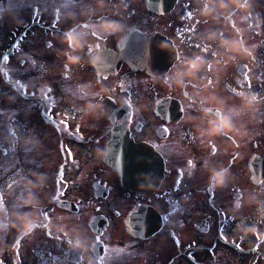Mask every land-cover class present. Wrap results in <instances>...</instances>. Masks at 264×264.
I'll use <instances>...</instances> for the list:
<instances>
[{
    "label": "flooded vegetation",
    "instance_id": "1",
    "mask_svg": "<svg viewBox=\"0 0 264 264\" xmlns=\"http://www.w3.org/2000/svg\"><path fill=\"white\" fill-rule=\"evenodd\" d=\"M119 2L127 3L128 8H117ZM134 2L135 0H127V2L104 0V7L99 11H97L98 0H62L61 2L48 0L45 5L38 4L35 6L36 8L42 6L39 12L41 20L39 23H31V27L41 30L43 35L32 37V48L34 47L37 51L23 52L21 56L37 60V67L33 69V72L35 75L46 76L48 79L47 83L34 85V92L48 93V87L62 92L67 121L65 131L58 132L56 135L61 149L70 148L71 155H84L87 152L95 155L97 149L104 148L106 134L108 129L110 130L108 122L102 136L95 131L86 133L74 123L83 112L82 106L88 100V97H82L77 93L78 86L85 84L91 91H95L100 86L97 83L99 79L101 83L108 86L110 95H106L107 99L105 100L98 97V100L106 102L109 114L116 109L120 111L117 124L130 129L139 139L137 141L152 143L157 147L165 160L164 179L155 192L143 194L126 192L120 188L117 177L108 169L103 166L96 167L93 170H84L82 174L87 176V184L91 191L87 195L86 185L81 184L79 180L60 182L48 178L44 181L42 188L35 189L42 193L45 199L41 211L51 214L56 210L63 213L66 218L62 225L69 228L79 227L93 242H95L96 235L87 230L85 222L92 217H105L110 220L108 227L100 236L104 247L102 248L100 245L102 249L95 250L101 255L97 257L93 250L88 253L95 259L96 264H231L229 251L222 246V242L245 248L249 245V241L255 239L256 236L264 237V186L262 185L264 182L257 186L253 185L248 179L247 167V150L253 151L252 155L261 154L264 150L261 119H254L251 125H247L245 113L233 116V119L238 123L246 122L248 135L243 138L226 135L204 138L194 135L197 133V124L201 123L199 118L202 116V109L201 99L190 100L187 95V88L196 89L192 84L185 82L184 88L181 90L166 86L165 79L160 77L155 79L146 77L148 81L146 89L142 93L135 91L133 87L126 94L125 92L115 93L116 90L113 91L114 84H106L107 80L104 82L96 69L88 63L87 45L81 50V63L72 66L69 76L64 75L66 60L64 50L67 45L62 43L61 37L65 30L75 28L85 32L86 39L96 46L99 45L97 52L101 49H114L115 36L105 37L95 32V25L101 19H118L124 23V30L130 25H145L154 22L159 30L165 28L177 38V43L182 46L180 56L184 54L185 57H190L196 52L192 51L193 49H199L207 59L209 57L217 59L218 57L213 53L223 51L219 48L216 40H207L209 30L200 31L194 22L195 17L187 16L188 11L194 10L190 1L181 4L174 13L175 15L169 19L159 18L158 20H155V16L145 8L146 12L135 13ZM109 11H120L121 16L116 14H113L112 17L106 16ZM41 22L45 24H41ZM176 22H180V24L175 27ZM194 24L196 30L189 31L188 29ZM48 41H52V47H48ZM205 48L207 51H203ZM180 62L179 59L177 64L179 65ZM20 64L22 65L24 62L22 61ZM254 64L257 65V60ZM228 71V76H226L227 69L220 71L223 76L221 80L209 76L205 83H208L211 78L212 83L209 89L220 87L217 90L218 94L227 95L229 93V95L237 97L236 100H239L237 102L240 103L238 92L252 88L247 84L246 78H241L240 74H238L239 77L235 74L236 78L232 86L229 83L231 77L229 67ZM57 76L61 77V81L56 82ZM257 81L259 79L255 78V82ZM130 83L136 85L134 77L130 78ZM47 85L48 87H46ZM232 89H235L236 92H233ZM113 96L115 100L110 98ZM167 97L179 100L184 109L183 116H192L197 119L193 121L180 119L176 123L166 122L163 118L151 121L150 112L143 109L140 101L155 102ZM124 101H128V103H124ZM233 106L239 107V104L225 101V110ZM41 108L42 112L37 110V113L42 117L46 110L45 101L42 102ZM40 119L39 117L37 120ZM43 120L46 121L45 118ZM204 126H206V122ZM165 127L168 129L166 132L164 131ZM81 136L83 139L80 138ZM22 138L21 134L20 139ZM54 139V135L42 137L39 145L47 147ZM209 140L215 144V151ZM97 142H99V146H97ZM24 149L32 150L33 146L25 144ZM225 149L227 150L225 151ZM65 155L71 156L68 151ZM69 159H67L68 162ZM192 159L197 162L198 166L195 168L190 163L188 164V161ZM206 163L213 166L222 164L229 167L230 179L223 188L214 191L208 190ZM64 166L69 168L70 163H66ZM61 170V168L57 169L58 172ZM48 176H55V173L51 170V174ZM23 178L24 174L19 172L14 175L13 179L4 180L2 182L4 192L21 193L23 184L18 181ZM94 185L96 192L102 193L105 190L108 196L101 198L102 196H95V193L93 195L91 187ZM240 191L243 192L242 195L239 194ZM199 194L205 200L200 204L198 203ZM250 200L254 202L249 203ZM68 202L72 203L74 213L58 209V203ZM140 205L156 207L159 210L157 212L163 220L161 227L146 240L128 236L129 238L124 239L121 243L119 235L122 234V222L126 217L131 218L132 226H135L134 220L144 227L150 225L148 220L133 215ZM164 215H168L167 220L163 219ZM251 225H256L257 230H247ZM178 226L181 228L178 229ZM48 231H51L54 236L49 237ZM56 234L64 237V233L57 229L49 230L42 227L38 228L31 238L21 239L20 258L23 261L15 264H77V262L81 264L80 255L75 251H70L64 239L57 240ZM225 236L227 240H225ZM17 238L16 236L15 240ZM111 238H114L116 247L109 246L108 241ZM28 240H30L29 243H27ZM195 244H201L202 249H195ZM105 245L108 246L107 250ZM120 249H124V251L121 252ZM253 253L255 259H250L249 256L246 258L247 260H242L241 264L246 262L248 264H264V260L256 259V257L264 258V251L256 253L253 250ZM185 256H191V259L187 261ZM100 257H103V260ZM237 261H234L235 264H240Z\"/></svg>",
    "mask_w": 264,
    "mask_h": 264
},
{
    "label": "clouds",
    "instance_id": "2",
    "mask_svg": "<svg viewBox=\"0 0 264 264\" xmlns=\"http://www.w3.org/2000/svg\"><path fill=\"white\" fill-rule=\"evenodd\" d=\"M128 6L127 3H120L117 5V8L127 9ZM103 7L104 0H98L97 11L103 9ZM252 7V0H205L203 8L200 10L201 15L205 18L211 17L214 21L218 20L221 16L224 17L225 24L232 25L234 35L231 37L221 36L218 39L219 33L217 31L209 32L207 40H216L219 48L223 49L222 52L213 53L218 58L209 60L202 53L181 58L178 54L177 58L181 60V63L179 65L173 64L165 76V83L169 87L183 90L185 82H187L188 84H192L194 88L201 90L189 95L190 100L195 96L201 97L202 116L199 118L201 123L197 124V133L194 135L204 138H210L216 135L243 138L248 135V130L245 126L246 122L238 123L233 119V116H239L244 113H255L258 110L261 100L264 98L260 97L254 91H240L238 94L240 98L239 107L233 106L225 110V99L218 96L215 91H208L212 83L211 78L208 83H205L203 78L197 79V77L202 70L205 72L211 71L216 75L219 67L226 66L230 62H236L240 57L255 59V45H249L245 37L247 28L252 27V25L249 23L246 26H241L239 24L233 25L232 23L234 19L244 21L251 17L253 15L251 11ZM237 11L241 12L239 17L234 16V13ZM124 27V23L118 19H101L95 25V32L105 37L115 36L119 44L122 39L120 33L123 32ZM259 30L257 27V31ZM61 41L67 45L64 50V55L66 56L64 63L65 76L70 75V69L73 65L81 63V50L86 45L89 52L88 63L93 68L99 63V55L95 54L98 50L97 46L86 39L85 32L75 28H69L63 33ZM203 51H207V48ZM168 76H171L170 80ZM97 83L100 86L95 91H91L88 85L81 84L77 88V93L82 97H104L105 95H110L108 86L101 83L99 79ZM115 87H119L123 91L128 88V84L124 80H120L113 86V90ZM124 103H128V101H124ZM188 106L191 107V105ZM82 110L86 116L95 119L103 118L106 114L103 103L94 99L86 100V103L82 106ZM181 119L184 121H193L197 118L184 115ZM205 122L206 126H204ZM209 143L213 144L215 151L216 146L213 141L209 140ZM95 155L100 160L107 158V152L104 148L97 149ZM205 167L208 172L207 183L209 190L214 191L215 189L223 188L228 183L230 179V169L228 166L222 164L213 166L206 163ZM33 175L36 174L34 173ZM45 179L46 176L44 174H39L36 175L34 181L29 178H23L21 181H18L23 184V192L16 198V204L19 208H26L28 210L15 212L14 219L9 220L7 218V205L0 198V213H4V216L0 217V233L15 230L16 236L23 239L31 237L38 228L51 229L52 217L48 216L45 218V215L42 214L41 209L43 205L35 191V189L44 186ZM253 202L251 200L249 201V203ZM236 206L238 207L239 204L237 203ZM57 230L64 233L67 248L80 255L81 264H96L95 259L88 255L95 248V242L91 241L90 237L82 229L77 226L69 228L66 225H60ZM247 230H257V226L251 225ZM6 246L5 241L0 238V247Z\"/></svg>",
    "mask_w": 264,
    "mask_h": 264
},
{
    "label": "snow or ice",
    "instance_id": "3",
    "mask_svg": "<svg viewBox=\"0 0 264 264\" xmlns=\"http://www.w3.org/2000/svg\"><path fill=\"white\" fill-rule=\"evenodd\" d=\"M185 7L187 8L188 7V5L186 4L185 5ZM187 16L189 17V18H193V17H195L196 16V9H194V10H192V11H188L187 12ZM198 23H200V21L199 20H197L196 21V24H198ZM189 31H195L196 30V26H195V24L190 28V29H188ZM166 43V42H165ZM47 44H48V47H52V41H48L47 42ZM19 46V42L17 43V47ZM198 47H199V45H197ZM97 47H99V45H97ZM5 61H7L8 59H9V57L8 56H4V58H3ZM36 63V60H33V64H35ZM245 67H247V65H245ZM106 78V77H105ZM46 87H48V85L46 86ZM48 91L49 92H51L52 91V89H51V87H48ZM232 91L233 92H236L235 91V89H232ZM239 94V93H238ZM111 99H113V100H115V97L113 96V97H110ZM157 103H159V102H157ZM184 112V109H183V107H181L180 108V113H183ZM78 131V130H77ZM164 131L166 132V131H168V129H167V127H165L164 128ZM81 139H83V136H81L80 137ZM100 144H99V142H97V146H99ZM5 151H7L6 149H5ZM67 151H68V153H69V155H71V149L69 148V149H67ZM108 151H109V153H110V151H111V148H110V146H108ZM191 164V166L192 167H197L198 165H197V162L194 160V159H192L191 161H188V164ZM148 179H151V177H149ZM209 190V189H208ZM209 191H211V190H209ZM239 194L240 195H242L243 194V192L242 191H240L239 192ZM55 198V197H54ZM42 214H44L45 215V218H47L48 216H49V214H48V212L47 211H43L42 212ZM225 216H226V214H224ZM163 219L164 220H167L168 219V215H164V217H163ZM48 236L49 237H53L54 236V234L51 232V231H48ZM222 235H223V233H221ZM55 238L57 239V240H63L64 239V237H61V236H59V235H55ZM225 238V240H227V237L225 236L224 237ZM97 241H100V236H96L95 237V246H96V242ZM15 245L16 246H19L20 245V243H21V239L20 238H17L16 240H15ZM107 248H108V246L107 245H105V249L107 250ZM119 251H124V249H120ZM100 259L101 260H103V257H100ZM77 264H79V262H77Z\"/></svg>",
    "mask_w": 264,
    "mask_h": 264
},
{
    "label": "rangeland",
    "instance_id": "4",
    "mask_svg": "<svg viewBox=\"0 0 264 264\" xmlns=\"http://www.w3.org/2000/svg\"><path fill=\"white\" fill-rule=\"evenodd\" d=\"M252 3H254L255 5H256V7L259 9V10H261V11H263L264 12V3H263V1H261L260 2V0H256V2H252ZM261 18H264V16H262ZM263 36H264V32H263ZM2 81V80H1ZM1 86H2V84H1V82H0V89H1ZM1 92V91H0ZM14 96V95H13ZM2 98V95H1V93H0V99ZM0 108H1V106H0ZM0 123H2V121H0ZM0 127H1V124H0ZM1 130V129H0Z\"/></svg>",
    "mask_w": 264,
    "mask_h": 264
},
{
    "label": "bare ground",
    "instance_id": "5",
    "mask_svg": "<svg viewBox=\"0 0 264 264\" xmlns=\"http://www.w3.org/2000/svg\"><path fill=\"white\" fill-rule=\"evenodd\" d=\"M138 182L141 183V184H143V185H145V187L140 188V189H144V190H147V189H148V186H147V183H146L145 180H143V179H138ZM65 205L68 207V209H70V210L73 209V208H72V203L68 202V203H65Z\"/></svg>",
    "mask_w": 264,
    "mask_h": 264
},
{
    "label": "water",
    "instance_id": "6",
    "mask_svg": "<svg viewBox=\"0 0 264 264\" xmlns=\"http://www.w3.org/2000/svg\"><path fill=\"white\" fill-rule=\"evenodd\" d=\"M123 156L128 157L127 155H121V156H119V159H116L117 165H119V164H121V162H123V159L121 158ZM122 171H123L124 175L127 176V169H126L125 166H122Z\"/></svg>",
    "mask_w": 264,
    "mask_h": 264
}]
</instances>
